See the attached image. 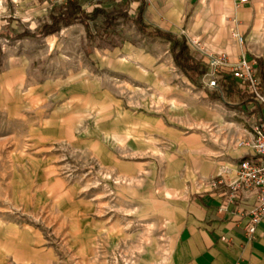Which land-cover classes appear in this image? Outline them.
Instances as JSON below:
<instances>
[{"label": "crops", "instance_id": "crops-1", "mask_svg": "<svg viewBox=\"0 0 264 264\" xmlns=\"http://www.w3.org/2000/svg\"><path fill=\"white\" fill-rule=\"evenodd\" d=\"M83 1L82 6L92 11L107 0ZM112 2L118 5L122 0ZM139 4L134 0L135 15ZM145 4L147 25L185 37L190 50L207 63L215 55H224L228 66L245 58L255 66V58L264 62V0H145ZM122 40L101 62L128 81V106L118 100L93 111L99 141L88 147L108 173L123 181L120 202L126 215L131 210L135 215L129 221L144 226L139 234L145 241L142 258L135 264H264V222L251 237L238 213L250 211L254 203L236 201L227 208L225 203L239 162L255 153L250 144L240 143L252 138L262 108L251 99L246 113H241L222 101H210L206 77L201 88L192 84L176 67L170 42L143 35L139 43ZM222 73L230 74L231 68L224 67ZM140 94L144 98H137ZM256 106L260 110L251 114ZM112 145L118 152L111 150ZM91 200L74 202L75 218L61 222L65 227L69 220L78 221L79 232L71 241L83 258L95 251L102 221L106 237L115 240L120 235H114L109 203L103 220L85 221L87 208L96 206V198ZM26 253L16 250L9 257L1 248L0 264H21L19 254Z\"/></svg>", "mask_w": 264, "mask_h": 264}, {"label": "rangeland", "instance_id": "rangeland-1", "mask_svg": "<svg viewBox=\"0 0 264 264\" xmlns=\"http://www.w3.org/2000/svg\"><path fill=\"white\" fill-rule=\"evenodd\" d=\"M133 2L129 0L126 9L130 18L119 19L109 36L89 40L86 27L78 23L48 37L15 39L51 23L64 4L0 0V250L9 257L16 250L29 252L19 254L21 264H135L142 258L145 241L139 234L144 226L129 221L135 217L131 209L126 215L118 192L124 183L108 173L88 147L99 141L93 111L118 100L128 106V81L101 61L122 38L141 41L132 23ZM99 5L107 10L117 6L112 0ZM90 26L102 33L103 18ZM94 197L96 206L87 208L85 221L103 220L109 203L114 235H120L115 240L106 237L102 221L95 251L83 258L71 241L79 232L78 221L69 220L65 227L61 222L75 218L74 202L87 204Z\"/></svg>", "mask_w": 264, "mask_h": 264}, {"label": "trees", "instance_id": "trees-1", "mask_svg": "<svg viewBox=\"0 0 264 264\" xmlns=\"http://www.w3.org/2000/svg\"><path fill=\"white\" fill-rule=\"evenodd\" d=\"M129 0H122L117 6L111 9H104L95 7L92 13L83 9L80 0L68 1L66 4L55 10L51 17V23L43 24L39 29L33 33L18 34L15 39L29 36V37H48V35L59 33L63 27L71 26L81 23L86 27L87 38L93 40L96 36L105 37L116 32L119 19L125 21L130 18L127 8L129 7ZM145 0H140L137 8L136 17L132 19L133 25L136 26L140 34L150 38H160L168 43H171L170 52L173 54L175 65L180 69L190 80L192 84L201 88L202 78L208 73V63L205 58L190 50L187 39L178 38L172 33H167L158 28H152L144 21L145 14ZM102 17L104 20V28L102 33L92 31L90 24L98 18ZM3 34L0 35L2 37ZM8 39L12 37L8 35ZM256 71L264 86V62L261 59L255 58ZM219 86L215 90H208V98L212 102L217 100L222 101L228 109H233L241 113H246V105L251 101L248 89L241 85L231 73L223 74L218 81ZM256 110H260L256 106L251 114Z\"/></svg>", "mask_w": 264, "mask_h": 264}, {"label": "built area", "instance_id": "built-area-1", "mask_svg": "<svg viewBox=\"0 0 264 264\" xmlns=\"http://www.w3.org/2000/svg\"><path fill=\"white\" fill-rule=\"evenodd\" d=\"M62 5L74 0H55ZM247 0H242V3ZM200 49V45L198 46ZM231 68V74L241 82L254 103L262 108L261 120L253 125L252 138L248 142L240 143V146L250 144L255 153L252 158L243 159L237 166V179L230 183L226 194V208L235 204L236 201H250L254 203L250 211L239 210L238 213L246 220L245 229L253 237L257 228L264 222V86L256 71L255 63L246 58L237 64L227 65L224 55H215L208 63L206 85L209 89L215 90L219 86V79L222 77L224 67Z\"/></svg>", "mask_w": 264, "mask_h": 264}]
</instances>
